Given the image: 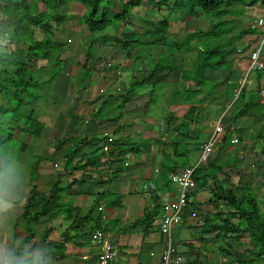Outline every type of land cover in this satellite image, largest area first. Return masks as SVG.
Listing matches in <instances>:
<instances>
[{"label": "crops", "instance_id": "obj_1", "mask_svg": "<svg viewBox=\"0 0 264 264\" xmlns=\"http://www.w3.org/2000/svg\"><path fill=\"white\" fill-rule=\"evenodd\" d=\"M115 1L117 4L121 2ZM1 2L3 0H0ZM137 8L145 10L144 6ZM156 8L159 13H163L162 7ZM36 9L40 13H49L51 10L48 9L46 0H38ZM55 10L67 18L76 20L83 15L84 7L71 0H58ZM110 11L116 12L114 9ZM256 15L264 16V5L237 7L234 15L226 17L227 22L231 23L234 19L241 27L236 33L229 28L222 32V35L228 34V37L218 46L232 53L225 54L229 55L224 64L213 69L209 68L207 55L203 57L199 54V51L205 50V44H198L204 39L193 40L189 45L191 50L177 56H169L163 46H146L150 49L148 56L149 62L153 63L152 70L158 62L163 66L167 65L165 68L169 66L172 68L166 79L158 83L165 87L162 105L167 112L161 118L152 117L147 121L129 116L131 111L136 109L138 98L126 100L123 97L126 95L125 89L116 83V79L120 78L121 67L129 69L130 86L145 76V65L137 59L130 60L129 56H124L116 45H108V51L101 54L108 55L109 58L112 56L113 64L109 58L106 61L99 57L90 58L86 62L85 70H88L93 81L97 82V87L93 85L88 87L85 84L77 97L79 80L84 73L81 68L84 54L81 50L77 51L79 39L68 48L70 51L61 50L59 59L61 54L67 53L69 56L60 59V62L67 61L68 69L63 73L58 71L55 82L48 85L47 91L43 93L44 103H39L41 109L36 116L40 124L44 119L39 135L33 137L13 130L11 136L0 142V172L10 165L17 173H23L12 206L0 212V243L6 248H13L17 254L21 249L29 250L37 245L49 246L51 254L55 257V264H96L100 245L96 242L90 243L88 236L90 232L96 230L102 232L105 242L117 249L112 264H158L168 239L172 252L182 257L179 264H210L205 258V251L201 250V247H205L204 243L208 245L213 242L208 239L209 236L204 238L202 235L203 224L207 223L202 219V214L213 213L210 204L207 203L210 196L208 189L197 190L194 187L187 192L182 222L175 225L167 237L158 229L161 208L173 200L176 192L175 187L167 183L163 173L170 167L177 171L180 168L196 166L201 145L209 138L212 127L219 124L222 131L213 143L211 154L206 163L198 167L206 169L205 172L210 176L215 175V185L229 187L230 190L241 186L249 187L251 171L252 176H257L261 181L258 182L259 186H253L256 188L254 191L251 189V192L260 193L264 188V97L260 96L261 91L264 93V67L260 71L246 73L247 54L255 48H258L259 60L264 64V41H259V33L254 29L241 35V32L249 27V21ZM198 17H187L184 12L174 14L173 18L168 20L167 35L179 34L184 37L194 31H210L214 24L211 26L210 22L205 20L198 22L200 26L196 28H200L199 30L190 27ZM69 28L67 24L64 30L61 31L58 26L54 31V26L52 35L55 36L58 31L59 35L64 33V36L68 37L65 30ZM126 29L121 25L118 32L107 36H117V33H124ZM32 30L34 40L44 39L45 35L40 31ZM77 32L87 35L82 26ZM67 37L64 38L65 44H70L71 41ZM57 38L63 40L61 36ZM20 41L21 43L17 42L15 47L11 45V41H2L0 51H8L9 55H12V52L18 49H26L27 42ZM20 44L22 48H19ZM98 46L101 45L96 43L94 47ZM75 54L82 59L73 58ZM199 56L202 57L200 77L197 72L194 77H198L200 84L196 86L184 80L181 71L190 73L191 66L194 64L197 66ZM174 57V64L172 62L169 64L167 59L172 60ZM187 57L191 59L186 60ZM15 61L7 59L8 63L25 62L21 59ZM186 61L191 63L190 69L185 67ZM42 66H45L44 61H30L27 69L34 75L37 73L36 69ZM109 66L112 68L109 69ZM106 69L115 85L113 93L105 96L112 98L116 113L106 117L104 121L98 118L92 120L103 100L104 88L98 76L101 70ZM204 73H208L211 78L206 79ZM138 74L141 75L139 80L136 79ZM38 77L44 78L43 74ZM199 87L202 89L198 90ZM36 102L37 100L34 106ZM31 105L30 109L25 110L35 112L33 103ZM68 107L72 109L75 119H80L79 123L71 124ZM188 110L190 114L185 126L177 127ZM6 114V108L1 104L0 115ZM167 116L171 117L173 122L165 128L163 120ZM107 122L112 125L109 130L104 129ZM102 132H108L120 140V146L113 151L112 157L105 158L104 155H100L96 139ZM190 132H193L194 139L199 138L198 142L192 141L193 139L189 137ZM12 137L18 142L13 146H7ZM39 138L43 147L37 146ZM231 140H236V143L231 144ZM87 142L90 143L85 145ZM76 143H84L85 146L81 149L83 156L72 159L70 165H74L75 170L71 171L70 165L64 169L65 156L77 145ZM137 146L138 150L134 153L124 152L121 156H115L117 152ZM62 148L65 153L61 151ZM191 152L196 159L193 165H189L187 159H184L185 156L179 158L180 155ZM29 154L33 160L28 158ZM96 156L99 159L95 165L78 168L86 159L94 162ZM56 157L61 159L55 160ZM69 183H72L70 187L64 189ZM53 184H56V187H53ZM40 185L42 187L38 189ZM212 185L211 180H208V188H212ZM49 190L58 192L56 194L58 212L55 217L23 223L19 216L31 193L36 201L43 203L50 195ZM154 210H158V214L152 217ZM191 213H197L195 216L199 218L194 225H190L188 221L195 217H190ZM145 214H148V220L152 219L149 225L137 222L143 219ZM18 220L20 224L13 223ZM183 227L199 229V234L191 239L185 234L180 236ZM223 240V246L233 256L236 252L240 253L241 258L244 249L241 243L246 245V239L237 242L231 238ZM220 247L219 252L222 251ZM223 257L222 253L220 259ZM221 262L217 259L213 264ZM224 264L236 263L230 260Z\"/></svg>", "mask_w": 264, "mask_h": 264}, {"label": "trees", "instance_id": "obj_2", "mask_svg": "<svg viewBox=\"0 0 264 264\" xmlns=\"http://www.w3.org/2000/svg\"><path fill=\"white\" fill-rule=\"evenodd\" d=\"M38 0H30V5L25 4V0H18V5L15 1L11 0L0 6V42L14 40H23L27 42L24 55V63L15 64L11 67V63H8L5 58L0 56V99L2 104L8 106L6 112L9 115V119L13 124V127L8 129L6 137L0 139V142H4L13 130L16 132L27 133L33 137H37L41 130V124L37 122L36 117L33 115L32 111L25 110L24 106L29 105L31 102L34 103L37 98V89L40 87L48 86L52 83L53 79L58 73L59 66V54L62 50V46L65 41L58 40V38H53L52 30L54 26H59L61 31L64 30L67 25V17L62 13L55 10V3L52 6L49 13L37 12L36 3ZM74 3H78L83 7H88V12L82 15L79 19L81 20L80 25L85 33L90 35H97L90 39L86 51L84 53V63L81 65L83 69V77L79 80V90L76 91L77 97L79 93L85 86V82L89 79V71L85 70L86 62L90 57V48L94 43H99L104 45L106 43L116 45L124 56H128L129 48L133 46H163L166 51L170 53V56H177L183 53H187L191 50L190 43L193 40L207 39L210 37L220 36L223 34L222 31H218L219 26L229 27L230 22L223 20L226 16H232L235 14V9L237 7H251L254 5L262 6L264 5V0H170L171 3L168 5L167 14H177L179 12H184L187 17H196L200 14L210 16L218 22L214 24L210 31H194L187 33L178 42H172L167 39V28H168V17L163 16L158 20H150L147 18L136 20L134 23L130 22L131 14L130 10L133 7L144 6L145 11L148 12L153 5H166L169 0H128L119 3L118 11L111 12L109 8L101 5V0H71ZM52 11V12H51ZM120 24L122 27L127 28L124 33H117V36H107L101 34L106 27L110 24ZM118 27V26H117ZM37 29L44 36L43 40L33 39V30ZM250 29L243 30L241 35L250 32ZM118 32V29H117ZM227 53H232L229 51H224L221 46L215 45L214 50L209 51H199L201 56L220 54V59L215 63H210L209 68L213 69L221 64H224L225 59L228 55ZM199 56L197 61L198 64H194L192 70L189 72H183L181 77L184 80H188L194 85H199L200 81V62L202 58ZM175 59V57L173 58ZM7 63H6V62ZM30 61H44L45 66L36 69L37 73L34 75L27 69L28 63ZM170 61V62H169ZM51 62V67L53 68L52 74L46 79H40L38 76L43 74L44 69L47 68L48 63ZM167 62L171 64L172 60ZM5 64H7L5 66ZM155 68L141 78L139 81L134 82L129 86V90L134 91L144 85L154 86L162 81H164L172 71V68H165L161 62L156 63ZM49 67V66H48ZM110 67L109 69H111ZM43 71V72H42ZM198 73V77L196 76ZM44 80V81H43ZM202 89L199 87L198 90ZM241 90V89H240ZM239 90V92H240ZM239 95V94H238ZM24 98H28L29 101H24ZM4 102V103H3ZM75 104V103H74ZM5 106V107H6ZM75 106V105H74ZM23 109V110H22ZM72 109L69 110V121L75 119L72 115ZM187 114L178 122V126L182 128L188 120ZM164 126H170L173 122L172 118L167 116L164 118ZM184 122V123H183ZM70 130V129H69ZM90 142L85 143V145ZM119 139H113L111 143L110 150L106 153L105 158L112 157L114 150L120 146ZM77 144V143H76ZM78 145V146H77ZM73 149L68 151L64 163V169L67 165L71 164L72 159L75 157H82L81 149L85 146L84 143H78ZM138 150V146L134 148H129L125 151H120L115 153V156H121L123 153H134ZM102 156L103 154L100 153ZM95 161L86 159L82 166L78 168H86L95 165L98 156L94 157ZM81 161V159H78ZM74 165H70V170H75ZM173 168H166L163 176L167 174L168 171ZM206 169L203 167H196L192 172V180L195 184L197 190L208 189L209 199L208 204H210L213 210L212 214H202V219L207 222L203 224L202 235L213 242H221V249L223 255L230 258L231 261L236 264H258L264 259V200L259 201L255 193L251 192V188L241 186L230 190L229 187H222L220 185H215V175H208L205 172ZM208 180L212 182V188H208ZM72 183H69L64 189H68ZM242 185V184H241ZM56 187V184H53ZM56 189V188H55ZM32 192V190L30 191ZM35 194V192H33ZM50 195L47 197L46 201L42 203L34 199V195L31 193L29 199L22 206L20 219L23 223L36 222L41 218H51L55 217L58 212L57 203L58 193L56 190H49ZM157 209V207H156ZM158 214V210L152 212V217ZM148 214L143 216V219L137 221L143 225H149L152 219L148 220ZM147 222H143V221ZM145 223V224H144ZM64 237V234L63 236ZM226 238H231L237 241L246 239L247 245H243L244 249L241 254V259L235 258L227 248H225L224 240Z\"/></svg>", "mask_w": 264, "mask_h": 264}, {"label": "rangeland", "instance_id": "obj_3", "mask_svg": "<svg viewBox=\"0 0 264 264\" xmlns=\"http://www.w3.org/2000/svg\"><path fill=\"white\" fill-rule=\"evenodd\" d=\"M10 1L11 0H3V2L0 3V6H3L5 3H8ZM13 1H15V3H17V5H18V2H17L18 0H13ZM20 1H21V4H22V0H20ZM125 1H128V0H121V2H125ZM157 1H159V0H157ZM29 2H30V0H25V4H27L28 6L30 5ZM46 2L48 3V9H51L52 6L54 5L53 3H55L54 0H46ZM170 3H171V1L169 0V2L165 3L166 5H153L152 7H154V8L148 9L149 10L148 12H146L144 9H138L137 7H133L129 11L131 16H132L130 22L134 23L136 20H140V19H144V18H147V19L155 21V20L160 19L163 16H167L168 20H171L173 18L174 14H172V13L167 14V8H168V5H170ZM101 5L104 6V7L109 8V9H114L115 11H118V9H119V4H117V2L115 0H101ZM159 6H160V8L162 7L163 13L162 12L159 13L157 10H155V8L156 7L158 8ZM88 9H89L88 7H84L83 15L88 12ZM0 12H1V10H0ZM226 17H228V16H226ZM226 17H224L223 20L226 21V19H227ZM202 20L210 22L211 26L213 24H215L216 22H218V20H216V19H214V18H212L210 16H206V15L200 14L199 17L196 18L193 23H191L190 27L193 28L194 30H199L200 28H196V27L200 26V24L198 22H200ZM232 20L233 21H231V24H230L229 27H227V26L226 27L219 26L217 28V30L223 32V31H225L226 28H229V29H231L232 32L234 31L233 33L238 32V30L240 29L241 25L239 23L235 22L234 19H232ZM205 21H203V22H205ZM66 23L69 24V27H70L69 29L65 30V32L67 33L68 37L64 36V33H60V35H59L58 31H57V34L55 33L54 38L55 37L57 38V36H61V38L63 39L62 40V42H63L64 38L67 37L71 41L72 44L71 43H70L71 45L70 44H64L62 46V50L63 49H68L69 47L73 46L74 43H76V39H79V40H77V41H79V43H78L79 45L77 46L78 47L77 51L79 52L81 50L82 54H84L90 39H93V37L94 38L97 37V35L96 34L95 35H90V34L81 35L82 33L78 34L79 32H77V30H79L81 28V25H80L81 20L80 19L73 20V19L68 17ZM211 26H209V28ZM119 27H120V24H116V23L110 24L108 27H106L104 29V31L101 34L110 35V34L116 33L117 29H119ZM57 29H58V26H55V30L54 31H56ZM219 35L220 36H217V37H210V38L204 39V41H202L201 44L200 43H198V44L199 45L205 44V46H204L205 47L204 48L205 51L214 50L216 43H217V45L221 44L225 40L224 38L228 37V34L227 35L219 34ZM167 39L169 41L178 42L179 40L182 39V37L179 34L178 35H167ZM17 42L21 43V41H19V40H14V42H12L11 45L15 47ZM95 44L96 43H94L91 46V48H90V51H89L90 52V57L91 58L99 57L100 59H102V61L103 60L106 61L109 58V56L101 54V53H106L108 51V49H109L108 45H111V44L110 43H106L104 45H101V46H98V47H94ZM21 45L22 44L19 45L20 46L19 48H22ZM149 50L150 49H148L145 46H136V47L133 46L132 48H129V52H128V56L130 57V60L137 59L139 62H141L143 65H145V69H146V74L145 75H147L149 72H151V70L153 68V63L149 62V56H148ZM166 52H168V54L170 53L169 51H166ZM12 53H13L12 55H9L8 51H5V52L3 51V52L0 53V56H2L3 58L10 59V60L12 59V60H16L17 61L18 59H21V60L24 61L23 54H25V49L24 50L18 49L17 51L12 52ZM219 55L220 54H215L213 56L212 55L208 56V54H207V57H208L207 59L209 60V63H215L216 61H218L220 59ZM65 57L66 58L69 57L67 55V53L60 55V59H64ZM73 58L82 59V57H80V56L78 57V55H76V54H75V56ZM189 58L191 59V57H187L186 60H188ZM7 59H6V61H7ZM109 59H110V63L112 62V64H113V62H114L113 61V57L110 56ZM174 62H175L174 59H172V63L173 64H174ZM6 65L7 64H5V66ZM13 65H15V63L12 62L10 66L13 67ZM50 65H51V62L48 63L49 67L47 66V68L44 69V72H43V77H44L43 79L44 80H46L53 72L52 71L53 68ZM190 66H191V63H188L186 61V66L185 67L187 69H190L191 67H194V65L191 66V67ZM67 69H68L67 61L66 62H59L58 71L63 73V72H66ZM221 69L224 70V68H221ZM108 71H110V70H108ZM109 75L110 74H109V72H107V69H106V71L105 70H101L100 73H99V76H98L99 79L98 80H99V82L101 83V85L104 88L103 96H102L103 100L99 104L98 111L91 118L92 120L95 119V118H98V119L104 121V119H106V117H109L112 114L116 113L115 112V107L116 106L112 105V102H113L112 98L111 97L109 98V97L105 96L107 94H112L113 93V87L115 85L114 84L115 81H112V77H110ZM139 75L140 74L137 75V78H136L137 80H139L140 77H141V75L140 76ZM204 75H205L206 79H210L211 78L208 73H204ZM56 78L57 77H55V79H53L54 81H52V83H50V85L55 82ZM116 80H117L116 83H119V86L121 88L125 89L126 95L123 96V97L126 98V100L132 99V98H138L137 99V102H138L137 107H136L135 110L131 111V113L129 114L130 117H132V118L134 117V118H136L138 120L147 121V120H149L152 117H154L156 119L161 118V117H163L164 113L167 112L164 109L165 107L163 108V105H162L163 104L162 93H163V89L165 88V87H163V84H158L153 89H152L151 85L150 86L144 85V86H142L140 88L135 89L134 91H131V90H129V84H128V82L130 80V72H129V69L125 68V67H121L120 68V78L116 79ZM85 83L88 85V87H90L92 85L97 87V82L93 81V78H92L91 75H89V79H87ZM209 84L211 85V83H209ZM49 86L46 85L44 87H40L41 89H37L36 90L38 98H37V102H36L35 106H34L35 103H33V106H34L33 110H35V112H32L35 117L38 116L37 113L40 112L39 109H41V106L39 105V103H41V104L44 103L43 100L45 98L43 97L44 96L43 93H45L47 91V88ZM106 99H108V100H106ZM110 100H111V102H110ZM24 101H29V100H28V98H24ZM1 104H2V101L0 99V105ZM31 104H32V102L29 105H27V106L25 105L24 109L29 108V106ZM131 104H133V103H131ZM38 105H39V107H38ZM2 106L5 107L6 105L2 104ZM7 107L8 106H6L5 108H7ZM68 109H69V107H68ZM112 109H113V111H112ZM69 110H68V112H69ZM117 112H118V110H117ZM36 119H37V117H36ZM43 121H44V119L42 120V123H44ZM79 122H80V119H72L71 120V124H75V123H79ZM104 126H105L104 127L105 130H109L112 127L110 122L105 123ZM11 127H13V124L11 123V121L9 119V115L8 114H6L5 116L0 115V139L1 138L3 139L4 137H6L7 133H10V132H8V129H10ZM197 127H198V124H197ZM189 137L193 139L192 140L193 142L195 140L198 142V140H199V138L198 139H194L193 138V132L189 133ZM98 138H99V136L97 137L96 140H98ZM40 140L41 139L39 138L37 146H42V142ZM17 142L18 141H15L14 137H12V140L7 144V146H13ZM184 149L188 150L189 148H184ZM39 151L41 152V147L39 148ZM61 151H63V153H65L63 148L61 149ZM191 154H192V156H191ZM30 155L31 154L28 155V158L32 159ZM32 155H33L32 157H34V154H32ZM180 157H184V159H187V162L189 163V165H193V163H195V161H196V159L194 157V153H192V152L189 153V154L187 153L186 155H180L179 158ZM34 159H36V158H34ZM57 159L59 160L61 158H57L56 157L55 160H57ZM249 175H250V177H249L250 178L249 188H251L254 191L256 187H253V186L254 185L255 186H259L258 182H261V181H260V179H258L257 176H252L253 173L251 171H250ZM41 187L42 186L40 185L38 187V189H41ZM43 188L45 189V187H43ZM62 191L64 192V190H62ZM254 193L257 196V199H259V201L264 200V188H262V191L260 193L259 192L258 193L254 192ZM186 211H188V210H186ZM195 214H197V213H195ZM153 217H155V215ZM195 217L188 219L190 225H194L195 223H197L199 221V218L198 217L195 218ZM13 223L14 224H17V223L20 224L21 222L18 220V222L14 221ZM183 234H185L187 238L191 239L194 236H196L197 234H199V229H196V228H193V227H183L182 230L180 231V236H182ZM90 243H94V242H90ZM221 243H222V241L221 242H211L208 245L206 243H204L205 247L204 248L201 247V250L205 251V253H206L205 258L207 259L208 263L213 264L217 259L222 261L220 264H224V262L230 261V258L227 257V256H224L223 259H220V257L222 256L223 252L222 251L219 252L218 248L221 246ZM241 244H243V243H241ZM239 255H240V253H238V252L235 253V256L237 258H240ZM258 264H264V259L262 261H260Z\"/></svg>", "mask_w": 264, "mask_h": 264}, {"label": "built area", "instance_id": "obj_4", "mask_svg": "<svg viewBox=\"0 0 264 264\" xmlns=\"http://www.w3.org/2000/svg\"><path fill=\"white\" fill-rule=\"evenodd\" d=\"M250 27L256 28V30L261 36L260 41H263L264 17L255 16V18L250 24ZM257 50H254L249 54V64L247 67V71L259 70L263 67L262 62L258 59ZM220 131L221 128L219 124L212 127V132L210 133L209 138L204 144L201 145L196 165L206 163L211 154L213 143L216 137L219 135ZM112 140L113 136L108 132H102L99 135L96 145L104 156L110 150ZM231 143H235V140H232ZM194 168L195 166L191 168H182L180 170L167 174V181L169 184L175 187L176 193L173 200L168 204H164L161 208V217L158 229L162 235L169 237L172 228L175 225L181 223L182 211L185 208L187 201L186 194L195 187V184L191 177ZM194 215V213H191L190 217H193ZM88 236L91 242H96L100 245V249L97 254L96 264H112L113 259L117 255L116 247L105 242L103 239L104 236L100 231L95 230L91 232ZM181 262L182 257L172 252L170 248V241L168 239L165 244V248L163 249L159 257L158 264H179Z\"/></svg>", "mask_w": 264, "mask_h": 264}, {"label": "clouds", "instance_id": "obj_5", "mask_svg": "<svg viewBox=\"0 0 264 264\" xmlns=\"http://www.w3.org/2000/svg\"><path fill=\"white\" fill-rule=\"evenodd\" d=\"M256 16H260V15H256ZM260 17H264V16H260ZM254 18H255V16L249 21V23H248L249 27L247 29H252V30L254 29L255 31H257L256 28L250 27V24ZM260 38H261V36L259 34V41H260ZM260 42H262V41H260ZM257 49L258 48H255L254 50H257ZM253 51H251V52H253ZM257 51L259 54V50H257ZM251 52H249L247 54L248 62H247V66H246V73L260 71L264 67V64L262 62L263 67L261 69L255 70V71H247V67L249 64V54ZM258 59H259V57H258ZM260 96L264 97V93L262 91L260 92ZM220 128H221V126H220ZM221 131H222V129H221ZM221 131H220V133H221ZM113 139H115L114 136H113ZM231 141H230V143H231ZM235 143H236V140H235ZM231 144H233V143H231ZM198 166L199 165H196L195 168ZM184 168H188V167H184ZM189 168H191V167H189ZM180 169H182V168H180ZM174 171L175 170L167 172V174L174 172ZM167 174L165 175V178L167 177ZM22 175H23L22 172L17 173L16 170L10 165L7 166L2 172H0V178H2V179H0V212L5 211L6 208H10L12 206V204L14 202V198L17 194V189L20 185V180H21ZM191 177H192V175H191ZM166 181H167V178H166ZM167 183H168V181H167ZM183 211H184V209H183ZM183 211H182V214H183ZM181 222H182V218H181ZM0 264H55V257L51 254V247H49V246L43 247V246L37 245V246L30 248L29 250L21 249L20 252L17 254V252L13 248H6L2 243H0Z\"/></svg>", "mask_w": 264, "mask_h": 264}]
</instances>
